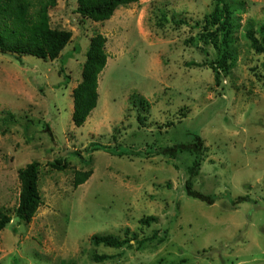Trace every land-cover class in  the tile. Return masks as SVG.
Wrapping results in <instances>:
<instances>
[{
  "label": "rangeland",
  "instance_id": "374dc122",
  "mask_svg": "<svg viewBox=\"0 0 264 264\" xmlns=\"http://www.w3.org/2000/svg\"><path fill=\"white\" fill-rule=\"evenodd\" d=\"M228 3L240 25L221 87L210 69L190 65L215 59L200 38L211 0H139L104 22L78 16L76 0H57L50 26L72 33L61 57L0 53V118H15L0 121V209L12 219L0 232V264H264V56L245 37L263 25L264 0ZM97 33L108 58L97 106L77 128L71 92ZM194 134L203 155L193 189L204 199L185 194L189 155H145ZM87 154L86 166L79 158ZM60 159L64 170L49 165ZM33 161L42 204L26 224L14 215L17 172ZM88 169L90 178L74 188V172ZM147 216L157 221L142 225ZM155 231L164 241L138 249L136 241ZM108 234L136 240L120 249L92 245V235Z\"/></svg>",
  "mask_w": 264,
  "mask_h": 264
},
{
  "label": "trees",
  "instance_id": "16d2710c",
  "mask_svg": "<svg viewBox=\"0 0 264 264\" xmlns=\"http://www.w3.org/2000/svg\"><path fill=\"white\" fill-rule=\"evenodd\" d=\"M139 0H76L75 13L82 19H88L93 22H104L109 20L114 11L120 6H128ZM214 4L213 10L203 18L200 38L207 47L215 49V59L209 63H193L196 67H207L213 73L214 82L217 87L222 86L223 75L227 76L233 66L232 61V43L233 34L239 30V22L234 17L236 9L228 3V0H211ZM57 0H0V53L9 54L15 58H21L28 55L44 61H55L71 41L72 33L67 30L51 28L49 10L54 8ZM163 22L167 19L162 17ZM161 20V21H162ZM173 23L183 24L182 20L172 19ZM199 26L200 24L197 23ZM245 37L250 47L257 53L264 56V22L255 31L253 27L247 28ZM106 38L97 33L93 35L88 44L85 53V59L81 68V79L72 89V115L71 121L75 127H82L87 121L91 112L96 108L98 102V76L105 68L108 55L105 51ZM232 60V61H231ZM231 61V63H230ZM264 70V60L262 62ZM62 73V69L59 70ZM134 104V102L132 101ZM139 99L135 102L139 108L144 109L147 105ZM144 119L138 114L137 119ZM3 125L14 123L15 118L11 112H6V116L0 118ZM47 126V125H46ZM171 126V123H166ZM47 128V127H46ZM201 140L198 135L191 136L189 143H176L171 146H165L153 149L152 152L146 151L145 155L161 156L168 159L177 160L183 154L191 157L190 164L186 167L187 179L184 184L185 194L192 198L204 199L206 196L193 189V180L200 172V162L203 152L200 153ZM100 147L92 148L98 150ZM109 151L110 148L101 147ZM116 149V148H114ZM89 153V148L86 150ZM116 153V152H114ZM79 157V153H74ZM119 156L122 153H117ZM89 156V157H88ZM83 164H91V155L79 158ZM49 165L62 171L67 168L65 160H55ZM92 169L76 170L74 172L73 187L84 184L92 175ZM38 163L33 161L19 169L17 177L19 181V194L17 206L14 210L15 218L23 223H30L34 218L38 208L42 204V198L38 189ZM241 200V199H240ZM244 200V199H242ZM209 203H213V198H207ZM11 217L7 212L0 209V232L11 222ZM154 216H147L140 219L142 225H150L156 222ZM135 236L121 238L117 235H92L90 241L94 246H103L107 248L120 249L130 246V241H135ZM156 240V243H162L164 238H158V232L153 236L137 240V248L142 249L145 244ZM106 255L94 256V261L102 262L109 260Z\"/></svg>",
  "mask_w": 264,
  "mask_h": 264
}]
</instances>
